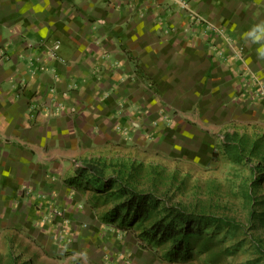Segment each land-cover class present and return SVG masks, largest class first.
Listing matches in <instances>:
<instances>
[{
	"label": "crops",
	"instance_id": "obj_1",
	"mask_svg": "<svg viewBox=\"0 0 264 264\" xmlns=\"http://www.w3.org/2000/svg\"><path fill=\"white\" fill-rule=\"evenodd\" d=\"M185 1L0 0L2 232L87 240L89 159L264 121V0Z\"/></svg>",
	"mask_w": 264,
	"mask_h": 264
},
{
	"label": "rangeland",
	"instance_id": "obj_2",
	"mask_svg": "<svg viewBox=\"0 0 264 264\" xmlns=\"http://www.w3.org/2000/svg\"><path fill=\"white\" fill-rule=\"evenodd\" d=\"M154 145L143 138L89 159L104 179L119 183L97 190L82 181L84 211L73 214L70 226L82 224L88 241L60 234L63 244H42L0 230V264H264V121L239 120L176 147ZM123 186L170 195L172 203L211 218L193 259L164 257L171 242L150 237L156 211L138 222L114 213Z\"/></svg>",
	"mask_w": 264,
	"mask_h": 264
},
{
	"label": "trees",
	"instance_id": "obj_3",
	"mask_svg": "<svg viewBox=\"0 0 264 264\" xmlns=\"http://www.w3.org/2000/svg\"><path fill=\"white\" fill-rule=\"evenodd\" d=\"M77 174L85 183L99 185L92 187L97 190H104L106 187L119 183L114 178L104 179L100 168L93 163L80 166ZM122 189L125 198L115 207V214L122 213L121 219L138 222L149 218L152 212L156 211L161 215L151 223L150 237L157 240V243L171 242L164 257L171 261L184 262L193 259L194 252L198 250V244L202 240L204 221L211 220L210 217L181 208L172 203L170 195L157 196L152 192L124 186ZM212 217L218 219L215 216Z\"/></svg>",
	"mask_w": 264,
	"mask_h": 264
},
{
	"label": "built area",
	"instance_id": "obj_4",
	"mask_svg": "<svg viewBox=\"0 0 264 264\" xmlns=\"http://www.w3.org/2000/svg\"><path fill=\"white\" fill-rule=\"evenodd\" d=\"M182 3V7L186 6V1L185 0H181Z\"/></svg>",
	"mask_w": 264,
	"mask_h": 264
}]
</instances>
